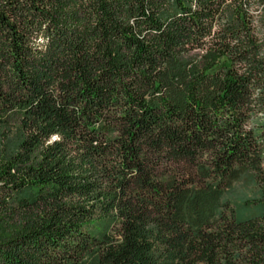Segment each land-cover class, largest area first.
<instances>
[{"label":"trees","instance_id":"16d2710c","mask_svg":"<svg viewBox=\"0 0 264 264\" xmlns=\"http://www.w3.org/2000/svg\"><path fill=\"white\" fill-rule=\"evenodd\" d=\"M0 264H264V0H0Z\"/></svg>","mask_w":264,"mask_h":264}]
</instances>
